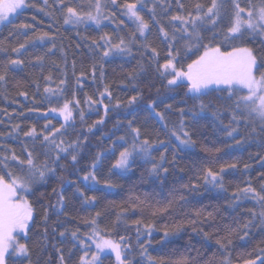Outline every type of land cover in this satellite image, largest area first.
<instances>
[{
    "label": "trees",
    "instance_id": "1",
    "mask_svg": "<svg viewBox=\"0 0 264 264\" xmlns=\"http://www.w3.org/2000/svg\"><path fill=\"white\" fill-rule=\"evenodd\" d=\"M26 2L29 6L22 15L16 14L11 23L0 27V67L9 59L23 61L20 65H9L6 79L0 81V153L9 157L8 168L0 163V169L21 175L22 166L10 157L14 150L24 159L25 146L40 161L46 159L44 153L48 149L39 139L33 141L23 133L32 127L40 132L49 121L59 128L65 122L58 118L59 111L51 112V109L62 107L65 101H72L73 119L61 130L63 138L66 143L78 139L81 147L78 162L61 154L59 166L54 165L55 174H48L44 181L22 193L33 208L30 229L19 238L28 245L29 255L27 258L12 256L7 264H82V248L86 247L80 241H95L94 228L104 238L121 243L125 264H207L210 260L221 264L225 256L231 264H241L257 256L264 259V224L258 217L260 204L252 193L241 194L239 199L233 197L238 189L249 186L264 192V133L259 124L239 117L234 120V100H229L228 93L217 88L207 90L209 94L202 97L205 107L201 110V100H193L186 86H169L170 77L157 70L158 64L164 63L170 42L180 49L178 59L182 64L196 58L191 52L198 47L197 42L182 39L187 34L178 31L181 24L171 17L186 16L194 3L207 6L211 0H140V14L149 23L146 41L157 49L159 56L153 59L151 50L142 47L145 37L135 33L136 42L130 45L129 54L104 60L93 50V40L103 44L99 38L105 32L114 41L118 37L130 40L135 32L136 25L126 18L123 8L113 6L110 0H101L106 5L104 12L108 18L102 20L99 27L93 23L73 26L63 23L58 0H48L47 4L44 0ZM89 2L65 0V4L81 5L85 10ZM122 3L123 0H117V4ZM217 3L218 22L215 26L206 23L199 30L200 43L219 44L222 49L234 46L252 49L258 65L255 75L260 76L264 73V42L250 31L236 40L224 37L235 3L246 9L258 8L264 0H217ZM21 23L32 25L27 30L28 36L48 32L55 38V48H52V40L33 39L20 54L14 53L12 48L26 39L20 34L22 30L15 27ZM161 26L169 33L168 39L159 31ZM189 43L190 51L186 48ZM202 52L200 48L197 55ZM38 56L43 60L37 61ZM48 76L51 80L45 81ZM61 80L65 83L60 84ZM45 87H51L55 94L45 93ZM105 88L111 93L110 97ZM21 92H26L27 96L20 95ZM102 92L105 93L102 104L85 102L88 97L100 100ZM133 96H137V100L129 103ZM156 112L162 113L164 119L157 117ZM101 119L102 123H96ZM181 120L184 131L194 141L190 146L182 145L172 135L176 131L184 138L180 131ZM129 122L141 130V139L148 138L152 142V160L161 166L158 176L150 173L152 164L141 158L123 173L112 169L124 144L120 137H125L129 144L132 141ZM16 125L19 129L14 131ZM89 126H93L91 131ZM233 128L236 131L229 136L227 133ZM97 156L100 159L96 176L100 183L93 185L92 181H84L83 176L91 170ZM165 168L167 172L163 171ZM206 168L220 173L223 188L204 181ZM105 180H110L114 186H106ZM180 195L185 199L180 200ZM91 196L96 199L86 202L84 197ZM173 200L175 203L164 210ZM198 211L200 216L196 215ZM252 212L257 213L256 218ZM93 219L95 226L84 222ZM137 220L141 223H134ZM246 223L249 227L243 228ZM145 225L152 227L148 229ZM229 228L234 229L229 237L231 243L223 241L225 247L222 248L216 240L227 235ZM204 233L209 236L205 237ZM121 237H124L123 242ZM100 264L119 262L113 255H105Z\"/></svg>",
    "mask_w": 264,
    "mask_h": 264
},
{
    "label": "snow or ice",
    "instance_id": "2",
    "mask_svg": "<svg viewBox=\"0 0 264 264\" xmlns=\"http://www.w3.org/2000/svg\"><path fill=\"white\" fill-rule=\"evenodd\" d=\"M110 2L113 6L123 8L125 10L124 14L133 21L136 27L132 39L130 40H126L124 37H118L117 40L114 41L107 32L99 38L103 41V44L93 40V50L99 52L101 60L112 56L129 54L131 52L130 45L136 42L135 33H139L140 37H145L146 31L149 29L148 21L140 14V8L138 7L140 0H123L122 4H117V0H110ZM44 3L47 4L48 0H44ZM58 3L63 12V23L66 25L71 24L73 26H78L80 24L93 23L99 27L102 20L108 18V15L104 12L106 5L102 4L101 0H90L86 10L81 5L72 6L70 4H65V0H58ZM28 6L26 0H8L6 4L0 3V22L7 20L11 23L10 14L16 13L17 16L22 15L23 10ZM180 7L183 8L184 6L181 4ZM234 8L235 11L230 26L227 28V33L224 37L225 40L239 39L246 31L255 32L257 29L264 31V4L258 8L250 6L246 9L241 7L239 3H235ZM218 17L219 5L217 0H211V3L207 6L196 2L192 5V10H189L186 16H172V21H179L181 24L178 31L187 34L186 37L181 38H186L189 42L193 40L197 42L198 47H196L195 51L191 52V55H195L196 58L191 59L186 65L182 64L178 59L180 56V49L175 48L174 44L170 42L164 63L158 64L157 70L161 72V75L171 77L168 79L169 86H186L188 92L192 94L193 100H201V110L205 107L202 97L209 94L207 91L208 89L215 86L218 90L227 92V98L229 100H234L235 103L233 119L236 120L237 117H239L244 121H251L253 123L258 121L261 125L260 131L264 133V73L260 75L259 79L256 78L255 70L258 69V65L253 50L248 47L235 46L230 49H222L219 44L213 45L211 42L209 44L200 43L201 37L199 30L209 22L215 26L218 22ZM15 27L22 30L20 34L24 35L26 39L24 43L19 44L18 47L12 48L14 53L20 54L21 49H24L25 45L33 39L41 41L49 39L53 41L52 48L56 46L54 42L55 38L48 32L35 33L33 36H28L27 30L30 29L32 25L21 23ZM159 31L165 39H168L169 33L163 26L160 27ZM172 40H175V36L172 37ZM213 40H215V36H213ZM142 47L146 50H151L153 59L159 56L157 49L151 47V45L147 43L146 37L145 41L142 43ZM191 47V43L186 45L189 51ZM200 48H203V52L197 55ZM49 51H51V49H49ZM36 59L37 61H42L43 57L38 56ZM22 63L23 61L21 59H9L7 63L0 67V81L6 79L9 65L15 66ZM93 76L95 77V65H93ZM44 79L45 81H50L51 77L48 76ZM64 83V80L60 81V84ZM77 83H79V80ZM37 87H39V85H37ZM44 91L45 93L55 94L51 87H45ZM105 92L108 93L109 97L111 96L107 88H105ZM20 95L27 96V93L21 92ZM104 95V92L100 93V100H93L91 97H88L85 102L102 104ZM136 100L137 96H133L129 103L135 102ZM75 103L78 105L79 101L77 100ZM70 105H72V101H65L62 107L51 109V112L59 111L60 115L63 117L65 123L61 124L59 128L52 126L49 121L40 132H37L36 128L32 127L23 133L25 137H29L33 141L39 139L40 143L48 149V151L44 153L46 157L45 160L40 161L39 157L34 156L33 152L29 151L27 146H25L26 156L24 159L17 156L14 150L10 157L12 161H18L19 165L22 166L21 175H16L12 171H3V169H0V264H7V261L12 256L27 258L29 255L28 245L26 243H20L16 235L18 233H25L26 235L30 229L29 222L33 220L32 205L22 193L30 191L32 185L44 181L48 174H55L56 168L54 165L59 166L58 162L61 159V154H64L65 158L71 156V160L74 163L78 162V149L81 147L78 139L66 143L63 138L64 132L61 131L65 129L66 124L73 119V107H70ZM104 107L107 113L108 106L105 105ZM149 107L155 111L151 104ZM170 107L171 106H169V108ZM180 112L183 116L184 110L181 109ZM156 116L161 120L164 119L162 113L156 112ZM80 119L82 121L84 120L83 111L80 112ZM102 122L103 120L101 119L96 123ZM180 123V131L183 133L184 138L181 139V136L178 135L176 131H173L172 135L176 136V139L180 140L182 145L190 146L194 141H192L189 133L184 131L183 120H181ZM93 126H89L88 130L91 131ZM129 127L131 128L132 141L129 144L125 137H120V140L123 141L124 144L121 145L122 150L119 151L118 158H116L115 162L112 164V169L128 171L136 163L137 158H141L152 164L150 173L158 176L161 171V166L159 163L152 160L150 152V149L153 147L152 142L148 138L141 139V130L132 127L131 122H129ZM17 129H19V125L15 126L14 131ZM235 131L236 129L233 128L228 131L227 134L232 136ZM253 131H255L254 128ZM237 143H239V141H237ZM125 144L127 146H124ZM217 151H219V149H217ZM50 152L54 153V155L50 156ZM0 156L3 157L0 163L7 169L9 157L3 153H0ZM99 159L100 157L97 156L96 160L92 163L91 170L87 171L83 176L84 181H92L93 185L100 183L96 176V167ZM163 159L164 156L161 154V160ZM228 167H235V165H229ZM223 170L222 167L220 171L223 172ZM163 171L167 172V169L165 168ZM203 179L207 184L223 188L220 173L213 171L212 168L204 169ZM104 184L108 187L114 186L110 180H105ZM262 188H264V185H262ZM249 193H252L260 204L258 217L261 223L264 224V192H257L256 189L249 186L244 189H238L237 193H233V197L234 199H239L241 194L247 196ZM80 194L81 196L84 195L83 192ZM84 199L86 202L91 203L96 197H84ZM179 199L184 200L185 198L183 195H180ZM60 201H63L62 195ZM174 203L175 200L169 201L168 204L164 206V210L171 207ZM200 214L199 211L196 213L197 216H200ZM96 215L99 216L100 213L97 212ZM208 215L211 216L212 214L209 213ZM252 215L253 218L257 217L256 212H252ZM44 219L47 220V212H45ZM84 222L91 223L93 226L96 224L95 219L91 221L85 220ZM134 223L140 224L141 221L137 220L134 221ZM151 227V225H145V228L151 229ZM177 227H179V225ZM248 227L249 225L247 223L243 225V228ZM233 231L234 229L229 228L228 234L217 239L216 243L222 248L225 247L223 241H227V243L230 244L231 239L229 237ZM60 235L63 236L64 233L62 232ZM72 235L76 237L75 232H73ZM93 235L96 237L94 242L97 250L103 251L105 249H110L115 253L116 260L119 264H125V259H122L121 254V243L104 238L95 228L93 229ZM204 235L208 237L209 233H204ZM245 235H247L246 232ZM120 240L123 242L124 237H121ZM60 259L63 261V256H61ZM80 259L84 261L83 256ZM256 259L260 260V264H264V259H261L260 256H257ZM97 260L98 257L94 254L92 261L88 262V264H95ZM161 264H163V262H161ZM207 264H213V262L210 260ZM221 264H231V262L225 256ZM244 264H256V260H245Z\"/></svg>",
    "mask_w": 264,
    "mask_h": 264
},
{
    "label": "rangeland",
    "instance_id": "3",
    "mask_svg": "<svg viewBox=\"0 0 264 264\" xmlns=\"http://www.w3.org/2000/svg\"><path fill=\"white\" fill-rule=\"evenodd\" d=\"M7 2H8V0H0V3L6 4ZM15 15H16V13L10 14V19H13ZM126 18L128 20H130L127 16H126ZM7 22H8L7 20L6 21H3V22H0V27L3 24L7 23ZM87 24H92V23H87ZM250 32L253 35H256L257 37H259L264 42V31H261L260 29H257L255 32H252V31H250ZM256 78L259 79L260 76H256ZM220 87H224V86H220ZM213 88H215V86H213ZM58 118L61 119V120H63V117L60 114L58 115ZM256 122L259 124L258 121H256ZM259 126L261 127L260 124H259ZM116 170L118 172H120V173H123L124 172V171L119 170V169H116ZM16 235H17V239L20 242V239L19 238H20L21 233H18ZM80 243H81L82 246H85L86 247V249L82 248L83 249V255L82 256L84 257V261L81 262L82 264H88V262H91L92 259H93V255L94 254L98 257V260L95 262V264H100L101 258L103 256H105V255H113L115 257V259H116L115 253L112 252L110 249H105L103 251L97 250V248L95 246L94 240H90L89 242H87V241H80ZM13 257H16V256H13ZM19 258H21V257H19ZM261 259H262V257H261ZM254 260H256V264H259L260 263V260L259 259H254ZM241 264H244V263H241Z\"/></svg>",
    "mask_w": 264,
    "mask_h": 264
}]
</instances>
